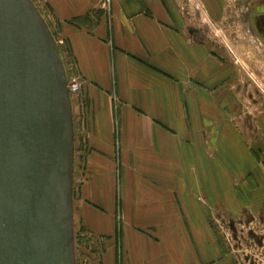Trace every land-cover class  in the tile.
Wrapping results in <instances>:
<instances>
[{
	"label": "crops",
	"instance_id": "obj_1",
	"mask_svg": "<svg viewBox=\"0 0 264 264\" xmlns=\"http://www.w3.org/2000/svg\"><path fill=\"white\" fill-rule=\"evenodd\" d=\"M50 2L66 76L80 86L73 218L103 239L102 264H116L117 248L121 264L223 257L213 242L209 249L206 217L180 193L203 172L191 164L187 111L205 103L201 86L213 71L207 37L181 17L187 0Z\"/></svg>",
	"mask_w": 264,
	"mask_h": 264
},
{
	"label": "rangeland",
	"instance_id": "obj_2",
	"mask_svg": "<svg viewBox=\"0 0 264 264\" xmlns=\"http://www.w3.org/2000/svg\"><path fill=\"white\" fill-rule=\"evenodd\" d=\"M31 1L64 64L67 51L53 5L50 0ZM183 8L181 17L192 23L191 30L207 37L213 71L209 68L207 83L201 86L205 103L187 111L192 119L190 145H196L192 154L197 160L191 164L202 165L203 172L196 175L192 189L182 184L180 193L206 217L209 249L215 245L223 255L213 254L216 260L210 258L208 264L218 258L224 264H264V0H187ZM67 80L76 150L80 86L70 77ZM79 161L75 153L77 174ZM82 229L74 221L76 264H102L103 239ZM116 264H121L119 248Z\"/></svg>",
	"mask_w": 264,
	"mask_h": 264
},
{
	"label": "water",
	"instance_id": "obj_3",
	"mask_svg": "<svg viewBox=\"0 0 264 264\" xmlns=\"http://www.w3.org/2000/svg\"><path fill=\"white\" fill-rule=\"evenodd\" d=\"M68 80L31 0H0V264H76Z\"/></svg>",
	"mask_w": 264,
	"mask_h": 264
},
{
	"label": "built area",
	"instance_id": "obj_4",
	"mask_svg": "<svg viewBox=\"0 0 264 264\" xmlns=\"http://www.w3.org/2000/svg\"><path fill=\"white\" fill-rule=\"evenodd\" d=\"M111 1L112 0H102V6L104 8H107L111 4ZM71 88H72L73 91H77L78 90V86L74 85V84H72ZM68 91H69V86H68Z\"/></svg>",
	"mask_w": 264,
	"mask_h": 264
}]
</instances>
